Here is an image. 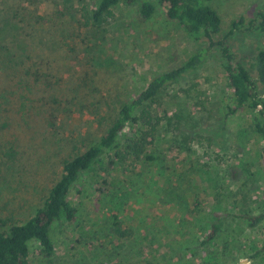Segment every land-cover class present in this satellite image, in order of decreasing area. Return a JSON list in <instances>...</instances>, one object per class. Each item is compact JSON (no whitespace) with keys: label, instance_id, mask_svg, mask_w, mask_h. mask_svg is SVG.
Wrapping results in <instances>:
<instances>
[{"label":"rangeland","instance_id":"rangeland-1","mask_svg":"<svg viewBox=\"0 0 264 264\" xmlns=\"http://www.w3.org/2000/svg\"><path fill=\"white\" fill-rule=\"evenodd\" d=\"M95 1L0 0V26L9 39L13 19L26 50L23 76L3 74L0 217L8 226L33 216L64 162L98 141L125 102L210 46L169 22L164 8L141 19L140 0L121 3L113 18L96 24ZM212 6L222 18L219 42L234 21L264 9V0ZM229 40L237 54L264 48V34L237 32ZM159 100L152 105L161 119L153 160L124 146L99 159L72 188L76 220L62 215L53 224L55 255L45 257L32 243L31 264H264V253L257 255L264 220L252 227L245 217L264 213L262 141L249 110L231 111L219 47ZM218 215L219 236L205 243Z\"/></svg>","mask_w":264,"mask_h":264},{"label":"trees","instance_id":"trees-1","mask_svg":"<svg viewBox=\"0 0 264 264\" xmlns=\"http://www.w3.org/2000/svg\"><path fill=\"white\" fill-rule=\"evenodd\" d=\"M138 1L96 0L90 10L91 20L96 24L107 22L114 17L115 10L121 3L132 5ZM140 1L141 19L150 21L156 17L160 8H164L169 22L178 24L196 40H207L210 43L209 48L194 53L180 68L156 76L135 98L125 102L120 108L117 119L98 141L85 152L64 162L60 179L50 190L43 205L34 211L29 220L8 226V221L0 217V264H31L29 258L32 243L39 244L41 253L45 257L50 258L55 255L56 245L51 235L53 224L59 221L62 215L68 222L76 220L78 210L70 200L72 188L91 166L109 152L121 151V147L124 146L125 152L129 155L139 157L144 155L146 159L153 160L150 150L161 119L154 114L152 105L159 103L160 94L168 86L198 70L208 57L210 48L214 46L220 49L222 67L234 105L231 111L249 110L252 114L256 133L262 141L261 159L264 170V48L257 46L250 52L237 54L232 51L229 40L237 32L264 34V9L258 11L250 20L242 17L234 21L225 38L216 42L215 36L222 29V18L212 6V0ZM18 17L16 14L15 18ZM12 21L13 19H10L8 24L16 34L9 39L6 36L7 26H0L1 112H3L2 100L8 98L3 85V74L12 69L14 72L10 77L13 80L17 79L18 72L21 73L20 63L26 54V50L21 48L23 42L19 38L20 28L17 24L13 25ZM127 130L129 136L125 135L124 143L121 144L119 138ZM218 217L219 221L213 224L205 243L219 236L223 216L218 215ZM245 217L251 221L250 225L255 227L264 220V213L257 217ZM263 253L264 248L257 255Z\"/></svg>","mask_w":264,"mask_h":264}]
</instances>
